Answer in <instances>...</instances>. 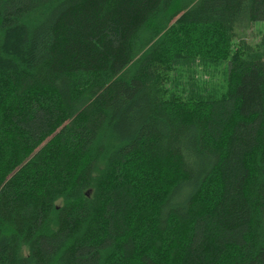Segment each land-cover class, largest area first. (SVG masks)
Returning a JSON list of instances; mask_svg holds the SVG:
<instances>
[{
    "label": "trees",
    "instance_id": "trees-1",
    "mask_svg": "<svg viewBox=\"0 0 264 264\" xmlns=\"http://www.w3.org/2000/svg\"><path fill=\"white\" fill-rule=\"evenodd\" d=\"M264 0H0V264H264ZM227 63L217 98L174 65Z\"/></svg>",
    "mask_w": 264,
    "mask_h": 264
},
{
    "label": "rangeland",
    "instance_id": "rangeland-1",
    "mask_svg": "<svg viewBox=\"0 0 264 264\" xmlns=\"http://www.w3.org/2000/svg\"><path fill=\"white\" fill-rule=\"evenodd\" d=\"M263 33L264 22L255 23L250 30L235 32V38L231 41V53L238 48L240 41H245L247 44L254 46L259 42ZM226 71V62L218 65H202L199 63L189 66L174 65L171 71L164 74L163 99H168L173 95L186 99L189 92L187 82L191 74L195 80L205 84L206 89L219 98L225 92Z\"/></svg>",
    "mask_w": 264,
    "mask_h": 264
}]
</instances>
